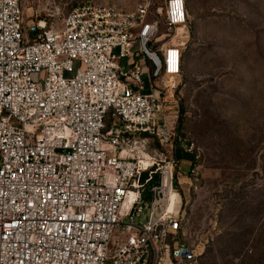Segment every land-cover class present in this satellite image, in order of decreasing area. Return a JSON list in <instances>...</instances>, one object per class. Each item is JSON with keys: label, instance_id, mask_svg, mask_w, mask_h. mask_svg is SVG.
Returning <instances> with one entry per match:
<instances>
[{"label": "built area", "instance_id": "2783aa9c", "mask_svg": "<svg viewBox=\"0 0 264 264\" xmlns=\"http://www.w3.org/2000/svg\"><path fill=\"white\" fill-rule=\"evenodd\" d=\"M162 8L164 29L152 0L61 20L0 0V264H203L175 160L150 184L155 162L135 153L173 146L190 12Z\"/></svg>", "mask_w": 264, "mask_h": 264}, {"label": "rangeland", "instance_id": "374dc122", "mask_svg": "<svg viewBox=\"0 0 264 264\" xmlns=\"http://www.w3.org/2000/svg\"><path fill=\"white\" fill-rule=\"evenodd\" d=\"M84 1L22 4L26 20H61ZM94 1L133 11L142 0ZM165 2L152 0L162 29ZM187 2L183 72L167 95L173 146L152 137L137 144L136 157L150 155L153 176L175 160L176 207L186 211L203 264H264V0Z\"/></svg>", "mask_w": 264, "mask_h": 264}, {"label": "trees", "instance_id": "16d2710c", "mask_svg": "<svg viewBox=\"0 0 264 264\" xmlns=\"http://www.w3.org/2000/svg\"><path fill=\"white\" fill-rule=\"evenodd\" d=\"M145 177H146V175L144 176V178ZM159 178H160V176L158 174L154 175V177H153V179H152V181H151L150 184H153V183L158 182L159 181Z\"/></svg>", "mask_w": 264, "mask_h": 264}, {"label": "bare ground", "instance_id": "6f19581e", "mask_svg": "<svg viewBox=\"0 0 264 264\" xmlns=\"http://www.w3.org/2000/svg\"><path fill=\"white\" fill-rule=\"evenodd\" d=\"M145 155H147V154H145ZM147 156H148V155H147ZM146 162L148 163V162H151V161H147V160H146Z\"/></svg>", "mask_w": 264, "mask_h": 264}, {"label": "crops", "instance_id": "0c3cea01", "mask_svg": "<svg viewBox=\"0 0 264 264\" xmlns=\"http://www.w3.org/2000/svg\"><path fill=\"white\" fill-rule=\"evenodd\" d=\"M184 59H185V55H184Z\"/></svg>", "mask_w": 264, "mask_h": 264}]
</instances>
